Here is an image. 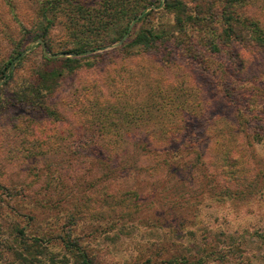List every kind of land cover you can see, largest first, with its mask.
Returning <instances> with one entry per match:
<instances>
[{
    "label": "rangeland",
    "instance_id": "374dc122",
    "mask_svg": "<svg viewBox=\"0 0 264 264\" xmlns=\"http://www.w3.org/2000/svg\"><path fill=\"white\" fill-rule=\"evenodd\" d=\"M46 1L0 0V64L23 51L0 81V264L34 237L64 264L68 234L96 264H165L193 234L226 255L207 264H264V48L237 38L211 54L195 38L174 44L177 31L128 47L140 28L175 29L161 3L128 37L74 56L78 37L101 40L111 11L139 0H58L49 47L33 38ZM183 1L204 17L186 27H225L224 0ZM232 2L264 30V0ZM66 56L81 62L39 80Z\"/></svg>",
    "mask_w": 264,
    "mask_h": 264
},
{
    "label": "trees",
    "instance_id": "16d2710c",
    "mask_svg": "<svg viewBox=\"0 0 264 264\" xmlns=\"http://www.w3.org/2000/svg\"><path fill=\"white\" fill-rule=\"evenodd\" d=\"M58 0H47V6L41 7V14L47 20V25L38 29L37 33L33 35V38H40L42 42L49 47L48 42V31H49V21L50 19L46 16L47 8H51L56 6ZM121 2V0H119ZM225 7L221 14L223 18V23L226 24L225 27L219 31L216 30L217 27H186L191 25H198L201 23L200 19L201 13L196 11H191V9L187 6L183 0H139L137 3H134L132 6L125 7L119 9V12L111 11V15L113 19L112 24L104 28L105 32L103 33V38L99 41H95L90 36H82L78 37L79 41L73 43V45L66 51V53L72 54L74 56L86 54L89 51H94L95 49H99L104 44L115 42L123 38L126 34L129 36V23L131 20H135L136 22L147 19L150 11L144 12L142 15V11L148 5L159 6L163 3V9L167 13L172 15V20L175 25V29L171 31H167L161 29L159 31H155L151 28H140L137 33L131 39V45L129 46H142L145 50H149L154 48L158 42L164 43L170 38L174 37V32L177 31L181 37H177L175 39L174 44L180 45L183 43L184 38L189 42L192 38L198 41H201L205 46L210 49L211 54L214 51L218 50L221 45H225L227 42L232 39H239L241 41H250L253 42L259 48H264V30L260 27L258 22L249 20L246 17H242L240 14L235 13L230 10V6H232V0H224ZM117 5L121 3H116ZM116 4H105L104 9H107L109 6L118 7ZM11 7L10 5H8ZM120 13V14H119ZM139 16V17H138ZM125 17H128L127 19ZM201 17L200 19H198ZM125 20L126 22H124ZM242 26V27H240ZM202 31V32H201ZM126 37V38H127ZM159 40V41H158ZM23 51H17L10 55L4 63L0 64V81L4 79V84H8L10 79H12L13 71L15 66H17L18 62L21 61ZM54 54V53H53ZM44 59L49 61L57 60V57L53 55L52 57H47L44 55ZM81 62L79 57H64L62 59V66L43 72H39V75L42 78L39 80L47 81L54 80V83L60 76L63 74V69L66 67L71 69L73 64ZM26 87L31 88L32 81H29ZM0 84V89L2 87ZM43 87V85H42ZM41 87V88H42ZM29 90V89H28ZM19 233H22L19 230ZM193 234L192 230L189 231V234ZM221 232V231H220ZM192 236V235H191ZM193 238L195 239L193 245H184L186 251H189V254H177L172 255L169 258L164 259L165 264H207V262H215L219 260H224L226 258L225 253L220 254L215 250L212 252H207L204 248L205 240L198 238L193 234ZM16 239V238H14ZM39 237H34L33 242L24 241L23 238L18 240L15 244L17 249L18 256V264H58L60 261H54L55 258L54 252L50 249L49 246L39 244ZM62 251L61 255L64 258V264L68 263V259L70 257L75 259V263L72 264H96L92 259L90 253L86 250L81 241L76 237H71L69 234L61 239ZM13 242V241H12ZM218 245L213 244L212 247L215 248ZM229 246V245H228ZM192 249H196L197 255H193L191 253ZM227 251V250H226ZM146 263H149V260H145ZM225 261V260H224ZM139 264V263H136Z\"/></svg>",
    "mask_w": 264,
    "mask_h": 264
}]
</instances>
